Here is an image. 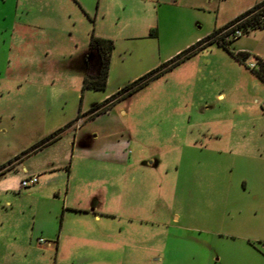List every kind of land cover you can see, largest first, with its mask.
Returning <instances> with one entry per match:
<instances>
[{"label":"rangeland","instance_id":"rangeland-1","mask_svg":"<svg viewBox=\"0 0 264 264\" xmlns=\"http://www.w3.org/2000/svg\"><path fill=\"white\" fill-rule=\"evenodd\" d=\"M124 1L0 0V264H264V79L247 67L264 60V28L228 45L245 60L213 42L90 117L120 82L246 4L132 3L134 34L149 15L155 36L110 38L105 89H82L74 61L97 69L90 34L124 23ZM27 174L38 181L22 187ZM57 197L111 214L101 244L62 245L56 257L54 242L37 241ZM60 215L57 236L92 225Z\"/></svg>","mask_w":264,"mask_h":264},{"label":"trees","instance_id":"trees-1","mask_svg":"<svg viewBox=\"0 0 264 264\" xmlns=\"http://www.w3.org/2000/svg\"><path fill=\"white\" fill-rule=\"evenodd\" d=\"M264 0H260L259 2L253 4L250 8L246 9L245 11L239 13L234 18L226 22L223 26L215 28L212 32L205 35L204 37L198 39L188 47L184 48L180 52H178L175 56L172 58L166 60L165 62L159 64L155 68L149 70L148 72L142 74L138 78L132 80L131 82L126 83L125 85L121 86L118 90H116L114 93L110 94L100 102L95 103L92 105L87 112L90 113V117L102 110H105L108 108L111 104H113L115 101L120 100L126 96L131 95L134 91L144 86L149 80L155 78L156 76L160 75L167 69L171 68L178 62L182 61L183 59L190 56L192 53L202 49L204 46L211 44L213 42H216L218 45H222L226 50L229 51L228 45L230 42H232L234 39L238 38L235 37L229 41H224L222 37L217 38L216 35L221 29L228 26L229 24L233 23L236 20L243 19L242 22L238 25L241 27H245L249 24H252L254 21H258L259 15H263L264 13L261 12H255L251 14L256 8H258L261 3ZM260 24V23H259ZM256 28H264V22H262ZM150 35L155 36V28H152L150 30ZM114 47L113 40L106 37L96 36L93 33L90 34L89 41H88V49H91L95 51L97 57H98V66L97 69L94 72H87V61H86V55L83 57H78L74 63L75 68L80 71L83 74L82 77V85L81 88H90L94 90H102L105 89L107 84V78H108V69L110 64V58L112 49ZM231 55H233L236 59L245 60L248 57V52H241L238 51L236 53H233L229 51ZM80 58H82L80 60ZM80 61H82L80 63ZM256 74L264 79V68L260 70H254ZM82 98V95H81ZM80 109L77 114V118H80ZM64 128H60L55 133L50 134L48 137L43 139L39 145H45L47 143H50L54 141L56 138L59 137L60 132ZM38 146V145H37Z\"/></svg>","mask_w":264,"mask_h":264},{"label":"crops","instance_id":"crops-1","mask_svg":"<svg viewBox=\"0 0 264 264\" xmlns=\"http://www.w3.org/2000/svg\"><path fill=\"white\" fill-rule=\"evenodd\" d=\"M130 1L125 0L123 2V7H125L124 10H126L125 12H128L126 14V16L123 17L124 23L123 22L120 23V25H118L117 28H112V27L104 28L102 32L98 33V36L106 37V38H112L113 40L116 41L117 39H119L121 37L122 38L124 37L127 39H132V38L138 37L136 35H144L143 33H144V31L146 32V30L150 32V30L152 29L151 26L155 24V19L154 20L150 19L149 15H146V18H147L146 23L145 22L143 23L144 31H140L139 34H134V32L132 30L133 29L132 28V3H134L138 0H130ZM147 1L152 3L154 0H147ZM157 1H160V2L163 1L166 3L173 4V5H187V4L188 5H198V3H202V2H205L207 5H211V3L213 2V0H157ZM242 1H241V3H242ZM259 1L260 0H251L250 2H248V0H246L245 6L243 5V7L240 8L239 11L243 12L246 9H248L249 7H251L253 4H255ZM241 12H239V13H241ZM101 15L103 17L106 15V9L103 11V13ZM121 17H122V15H121ZM221 20H222L223 24H221L219 27L223 26L226 22L229 21V19L224 18V17L221 18ZM156 23H157V21H156ZM135 24H136V21H135ZM136 33H138V32H136ZM209 33H207V34H209ZM199 37L200 36H196L195 41H197ZM188 46L186 44V47H188ZM183 49H182V47H180L176 51H179V50L181 51ZM111 55H112V53H111ZM131 81H132V77L127 78L126 80H123L122 82H120L116 86V88L113 91L118 90L121 86H123L126 83L131 82ZM110 94H112V92L105 93L103 95V99L106 98L107 96H109ZM19 161H20V159H19ZM21 170L23 171V173L24 172L26 173L25 166H22ZM27 175H30V174H27ZM26 176H24V177H26ZM57 198L58 199H56V203H55L54 207L51 208L50 214L48 216L49 219L46 222L47 224H42L41 229H39V231H38L39 233L44 234V236L46 237L45 238L46 243L45 242L44 243L47 246H50L54 242V247L56 250L55 256L57 257L58 249H59V247H62V245H64L65 247H67L69 249H75L76 247H81L83 244L88 245L91 243L94 246H96L97 243L101 244L102 240L100 238H101V234L103 235V233L101 231V226L99 225V223L101 222L102 218H108V216L111 214L106 213V212H100V211L98 212L96 210V208H93L92 210L88 211L87 208H82L80 206H69L68 204L65 203V200H61L60 197H57ZM59 212L61 214L59 222H61L62 220L63 221L65 220L66 212H76V213L83 214L84 221L89 220L92 223V225H90V227H88V228H80L77 230H74V229L70 230L69 229L63 235L57 236V231H56L57 229H56V224H55L56 222L53 218ZM113 234H114V232L111 230L105 233V235L110 236L109 239H110L111 243H113V240H112ZM39 237H41V236H39Z\"/></svg>","mask_w":264,"mask_h":264},{"label":"built area","instance_id":"built-area-1","mask_svg":"<svg viewBox=\"0 0 264 264\" xmlns=\"http://www.w3.org/2000/svg\"><path fill=\"white\" fill-rule=\"evenodd\" d=\"M258 11L261 13H264V1L251 14L258 12ZM242 20L243 19L236 20L233 23L229 24L228 26L224 27L223 29H221V31H219L217 33L216 37L217 38L222 37L224 41H229L235 37H239V36L247 33L249 30L253 29L254 27H257L262 22H264V14L259 15L258 21H256V22L254 21L252 24H249L245 27L238 26L242 22ZM241 52H245V51H241ZM247 67L249 69H252V70H260V69L264 68V60L255 57L253 60H251L247 63ZM80 122H81V118H77L76 119V125ZM37 179L38 178L36 175H33V174L27 175L26 177H24L20 180V186L26 187L30 184H34L38 181ZM37 241L40 243L46 242L43 238H37Z\"/></svg>","mask_w":264,"mask_h":264}]
</instances>
